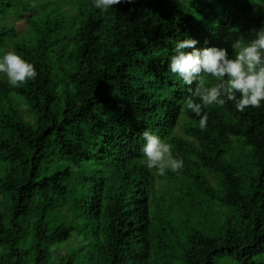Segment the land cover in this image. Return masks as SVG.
Wrapping results in <instances>:
<instances>
[{
    "label": "trees",
    "instance_id": "1",
    "mask_svg": "<svg viewBox=\"0 0 264 264\" xmlns=\"http://www.w3.org/2000/svg\"><path fill=\"white\" fill-rule=\"evenodd\" d=\"M262 27L264 0H0V57L37 72L18 87L0 73V264H252L264 102L197 116L168 63L189 37L232 58ZM146 130L182 168H147Z\"/></svg>",
    "mask_w": 264,
    "mask_h": 264
},
{
    "label": "clouds",
    "instance_id": "2",
    "mask_svg": "<svg viewBox=\"0 0 264 264\" xmlns=\"http://www.w3.org/2000/svg\"><path fill=\"white\" fill-rule=\"evenodd\" d=\"M122 2L133 3L134 0H94V6L106 12ZM197 43L190 37L178 41L168 63L171 73L189 86L191 95L184 101V108L200 116L205 107L224 106L227 101H233L238 111L260 107L264 102V27L251 41L238 36L231 45L232 58H229L227 48L200 49L196 47ZM0 73L6 74L12 87L35 80L37 76L35 66L14 51L0 57ZM206 76L214 77L216 83L209 86ZM206 124L205 114L199 126L204 129ZM142 135L146 141L142 151L149 170L155 169L164 175L166 170L176 172L183 167V161L173 157L171 145L150 131L146 130Z\"/></svg>",
    "mask_w": 264,
    "mask_h": 264
},
{
    "label": "rangeland",
    "instance_id": "3",
    "mask_svg": "<svg viewBox=\"0 0 264 264\" xmlns=\"http://www.w3.org/2000/svg\"><path fill=\"white\" fill-rule=\"evenodd\" d=\"M43 1H49V0H43ZM24 111L25 110H23V112ZM216 264H235V263L228 256H221L216 260ZM252 264H264V253L254 257L252 260Z\"/></svg>",
    "mask_w": 264,
    "mask_h": 264
}]
</instances>
